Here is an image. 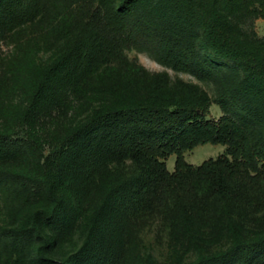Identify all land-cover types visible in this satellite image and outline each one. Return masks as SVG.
I'll use <instances>...</instances> for the list:
<instances>
[{
    "label": "trees",
    "instance_id": "1",
    "mask_svg": "<svg viewBox=\"0 0 264 264\" xmlns=\"http://www.w3.org/2000/svg\"><path fill=\"white\" fill-rule=\"evenodd\" d=\"M256 17L264 18V0H0V35L12 38L19 52L26 36L60 47L20 114L27 135L0 128V160L27 164L0 166V206L40 207L31 225L6 240L21 246L37 236L46 249L56 247L67 227V203L76 206L85 191L92 194L112 163L135 168L134 175L106 188L97 210L96 221L112 235L123 228L116 218L139 212H160L187 224L208 216L213 221L215 213L228 224L233 205L263 212L264 40L247 26ZM132 49L221 86L214 102L223 114L210 118L206 93L183 87V93L169 94L158 83L151 96L94 108L51 149L42 148L35 123L55 97L53 82L120 79L127 91L137 92L144 69L129 58ZM209 143L226 146V153L199 166L186 161L187 151ZM172 155L174 172L166 164ZM234 237L230 247L188 264H264V229L255 237ZM97 239L91 247L89 231L73 255L48 260L99 264L95 245L103 242Z\"/></svg>",
    "mask_w": 264,
    "mask_h": 264
},
{
    "label": "rangeland",
    "instance_id": "2",
    "mask_svg": "<svg viewBox=\"0 0 264 264\" xmlns=\"http://www.w3.org/2000/svg\"><path fill=\"white\" fill-rule=\"evenodd\" d=\"M243 26L245 29V24ZM247 26L254 32L255 38L264 40L263 17H256ZM22 40L23 45L19 52L18 45L12 38L0 35V128L10 129L19 137L27 135L20 114L31 100L33 89L40 83L46 69L54 65V59L60 54V47L56 45L36 39L30 40L27 36ZM127 54L131 60H137L144 69L137 92L127 91L125 81L118 78L111 83L110 79L101 82L88 76L82 77L80 84L62 79L53 82L55 97L46 104L44 114L35 123L44 145L42 148L51 149L53 141L64 136L94 108L114 106L151 96L154 93L153 87L158 83H161L169 94L170 91L176 95L183 93V87L206 93L211 99L210 118L218 119L223 114L214 102L220 94L221 86L165 66L149 52L132 49L128 50ZM226 150L224 145L209 143L187 151L185 158L188 163L199 166L206 160L225 154ZM42 151L43 149L37 153L38 158L42 157L41 161ZM176 160V155L166 160L170 172H174ZM13 164L27 166L24 159L0 160V166ZM107 168L109 170H104L105 176H100L95 181L96 189L92 194L85 191L81 203L76 206L72 202L67 203V227L59 232V242L54 248L46 249L45 241L37 236L26 245L10 244L6 236L31 225L33 216L40 207L7 211L4 206H0V264H54L48 259L62 261L73 255L85 245L89 231L93 238L91 247L97 238L103 242L102 245H95L100 247V256L97 259L99 264L108 262L109 258L116 262L114 264H130L132 260L140 264H188L202 254L220 252L230 247L232 240L236 239L234 236L251 238L264 229V211L252 214L247 208L233 205L230 210L232 221L228 224L223 223L222 216L218 220L222 214L217 213L213 215V221L211 216H208L193 221V224H187L182 218L168 219L160 212H139L133 218H116V222L121 221L123 228L112 235L106 229L105 223L96 221L97 210L106 188L121 178L134 175L135 168L131 162L112 163ZM47 232L51 233L48 230ZM104 240L109 242L105 243ZM106 247L109 248V254L105 251Z\"/></svg>",
    "mask_w": 264,
    "mask_h": 264
}]
</instances>
